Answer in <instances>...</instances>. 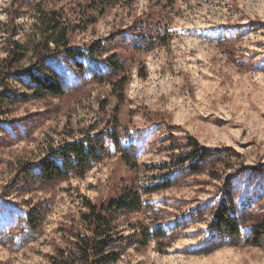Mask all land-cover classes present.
I'll return each instance as SVG.
<instances>
[{"label": "rangeland", "instance_id": "1", "mask_svg": "<svg viewBox=\"0 0 264 264\" xmlns=\"http://www.w3.org/2000/svg\"><path fill=\"white\" fill-rule=\"evenodd\" d=\"M37 1L53 0H0V59L12 38L25 41ZM55 1L78 25L71 46L101 40L100 59L119 61L130 80L114 93L113 71L95 80L70 64L64 96L10 102L0 114V264H53L57 249L70 245L85 198L110 201L168 178V188L142 195L146 210L119 217L125 239L135 224L161 225L162 233L146 247L125 246L117 264H264V235L252 230L264 227V0H134L104 16ZM233 26L241 32L232 34ZM14 93L27 90L12 81ZM106 131L114 134L108 152L84 175L34 174L62 144ZM188 135L209 150L207 159L195 169L192 161L164 168L190 151ZM223 204L238 237L211 228ZM30 213L36 228L27 227Z\"/></svg>", "mask_w": 264, "mask_h": 264}, {"label": "trees", "instance_id": "2", "mask_svg": "<svg viewBox=\"0 0 264 264\" xmlns=\"http://www.w3.org/2000/svg\"><path fill=\"white\" fill-rule=\"evenodd\" d=\"M50 2L49 5L38 1L32 4L33 22L29 32L25 34V41L12 38L11 48L0 59V86L3 87L0 90V114L6 111L10 102L24 103L49 96H64L67 93L64 87L66 83L64 73L68 72L70 64L80 71L87 69L95 80L106 79L104 75L113 71L117 79L108 81L114 93L124 91L130 80V74L119 61L100 59L106 50V45L101 40L85 47H72L71 34L78 25L69 18L66 8L70 7L58 6L55 0ZM133 2L134 0H75V7L72 9L77 11L79 7L82 15L91 13L104 16L116 6L130 7ZM168 4L167 7L174 6L173 1ZM152 25H157V28L161 29L157 19H152ZM233 27L232 34L241 32V27ZM160 38L166 39L161 36ZM148 39L155 40L156 37ZM84 59L87 60L86 63ZM12 81L19 83L27 93H14L10 96ZM113 135L112 132L106 131L100 135H86L74 142H66L53 151V155L48 158L50 161L44 167L38 168L34 174L47 181L82 176L105 158L108 152L106 141L112 140ZM183 144L190 151L182 158L171 160L164 168H173L174 163L184 164L192 161L188 164L195 169L198 168V163L207 159L209 150L197 138L188 135ZM209 156L220 157L218 159L222 160L221 158L225 156L231 158L232 155H214L211 152ZM44 162H47V158ZM157 179L156 177L153 180ZM169 181L168 178L151 186L123 190L110 201L93 202L85 198L83 201L85 210L81 212L80 224L72 232L70 245L65 249H57L56 255L52 257L53 264H117L121 260L125 246L138 244L139 247H146L151 240L159 238L162 233L161 225L143 227L135 224L132 225L134 235L125 239L119 230L121 223L119 217L146 210L148 206L142 200V195L168 188ZM164 183L166 185H163ZM241 204L248 206L251 202L245 197ZM34 218L32 213L26 216L27 227H37ZM210 224L213 230L228 232L232 238L240 236L236 216L231 209L226 208V204L221 205L216 211ZM252 230L255 234L264 235V227L261 225L253 226ZM29 231L30 229L25 232L28 234ZM254 240V244H258L256 237Z\"/></svg>", "mask_w": 264, "mask_h": 264}]
</instances>
